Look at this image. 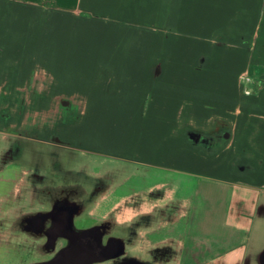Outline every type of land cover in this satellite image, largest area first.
<instances>
[{"label": "crops", "instance_id": "1", "mask_svg": "<svg viewBox=\"0 0 264 264\" xmlns=\"http://www.w3.org/2000/svg\"><path fill=\"white\" fill-rule=\"evenodd\" d=\"M38 74L50 91L35 104H84L51 148L135 168L97 203L138 201L137 242L129 229L119 255L91 264H264V0H0V101ZM191 134L220 139L205 149ZM6 147L0 129V222L29 190ZM70 216L103 226L95 210ZM27 230L21 264L67 248L44 241L43 259ZM138 243L149 259L127 250Z\"/></svg>", "mask_w": 264, "mask_h": 264}, {"label": "rangeland", "instance_id": "2", "mask_svg": "<svg viewBox=\"0 0 264 264\" xmlns=\"http://www.w3.org/2000/svg\"><path fill=\"white\" fill-rule=\"evenodd\" d=\"M38 75L26 88L2 90L5 99L0 101V129L7 145L2 163H14L17 170L22 168L29 190L20 205L16 209L14 207L0 222V227H8L12 234L0 239V264H21L28 259L29 243L23 234L35 238L31 236L32 233H28L27 220L65 201L77 203L87 213L97 211L101 217L94 223L103 222L108 228L106 237H128L127 231L130 229V236L136 239L131 244H135L138 239V201L120 197L105 204L103 201L97 203L104 191L134 175L135 168L91 155L80 159V154L69 149L51 148L49 144L52 139L48 133L54 131L67 112L80 115L84 111V104L80 98L68 96L57 97L47 105L35 104L33 100L36 97H42L50 91L42 87V76ZM12 173L9 178L13 177ZM125 209H133L134 216L123 215ZM82 219L84 221L86 216ZM44 241L41 237L37 248V253L43 259L54 254L46 252ZM127 250L150 258L142 253L139 243L134 249Z\"/></svg>", "mask_w": 264, "mask_h": 264}, {"label": "flooded vegetation", "instance_id": "3", "mask_svg": "<svg viewBox=\"0 0 264 264\" xmlns=\"http://www.w3.org/2000/svg\"><path fill=\"white\" fill-rule=\"evenodd\" d=\"M191 135L195 138V140H193L196 144L195 146L205 149H210L213 143H218L220 139V136L215 134ZM82 211L83 209L80 208L77 203L71 204L68 201H65V203L62 204L56 203L51 210H48L41 215H37L36 218L32 220L33 222L37 223H33L31 221V225L28 226L30 230L43 236L45 242H50L55 234L58 233V231H56V227L60 228L59 233L61 236L58 237L54 242L58 249L67 246L75 247L79 251L82 247H85L88 250H91L90 256H93L95 259H102L105 256L114 257L119 255L122 252L120 250L121 244L119 241L115 240L114 237H106L108 228L104 225L99 228L87 226L82 230L78 228L76 229L73 226V232L79 233V236L75 237L74 234H71L69 237H64V234H66L65 228L67 226L68 212L77 215ZM40 224H43V227H40ZM84 230H88L85 232V237L80 235V233H82L81 231Z\"/></svg>", "mask_w": 264, "mask_h": 264}, {"label": "water", "instance_id": "4", "mask_svg": "<svg viewBox=\"0 0 264 264\" xmlns=\"http://www.w3.org/2000/svg\"><path fill=\"white\" fill-rule=\"evenodd\" d=\"M192 140L195 138L190 135ZM72 219L71 216L68 218L67 226L65 228L66 234L65 237H69L71 234H74L75 237L79 236V233H74L72 229ZM59 230V229H58ZM57 231V230H56ZM59 233H56L52 238V241L59 236ZM81 236H86L85 232L80 233ZM101 236V235H100ZM91 250H88L85 247H82L79 251L75 247H67L62 250L49 264H91L104 259H108V256H105L102 259H95L93 256H90Z\"/></svg>", "mask_w": 264, "mask_h": 264}, {"label": "built area", "instance_id": "5", "mask_svg": "<svg viewBox=\"0 0 264 264\" xmlns=\"http://www.w3.org/2000/svg\"><path fill=\"white\" fill-rule=\"evenodd\" d=\"M245 80H246V82H249L250 81V77H247ZM246 94H249V92L247 91Z\"/></svg>", "mask_w": 264, "mask_h": 264}]
</instances>
